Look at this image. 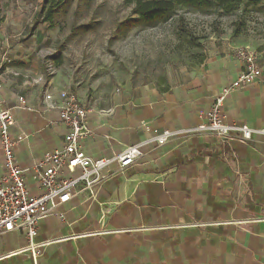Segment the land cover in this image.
<instances>
[{"label": "crops", "instance_id": "crops-1", "mask_svg": "<svg viewBox=\"0 0 264 264\" xmlns=\"http://www.w3.org/2000/svg\"><path fill=\"white\" fill-rule=\"evenodd\" d=\"M41 3L0 0V110L11 112V132L23 136L15 161L31 193H39L35 163L61 147L66 132L57 111L42 106L46 94L58 101L61 89L34 54L45 42L35 20ZM236 37L211 39L200 63L168 74L164 91L146 80L88 101L83 153L110 159L140 145L141 158L123 170L109 165L89 189L80 185L59 209L62 220L38 223L35 247L22 232L0 233V264H264V46ZM240 46L254 51L261 76L227 96L224 123L256 132L247 141L195 133L158 145L164 131L205 124L217 91L240 72L231 53ZM3 164L0 149V177Z\"/></svg>", "mask_w": 264, "mask_h": 264}, {"label": "rangeland", "instance_id": "rangeland-1", "mask_svg": "<svg viewBox=\"0 0 264 264\" xmlns=\"http://www.w3.org/2000/svg\"><path fill=\"white\" fill-rule=\"evenodd\" d=\"M257 7L248 4L229 16L179 11L166 24L139 29L124 24L134 18L124 0H64L51 23L37 18V28L46 33L42 47L54 56L60 89L69 87L80 101L92 102L125 83L163 84L170 72L195 65L211 39L234 29L241 32L239 41L264 46V0ZM180 18L194 42L178 31Z\"/></svg>", "mask_w": 264, "mask_h": 264}, {"label": "built area", "instance_id": "built-area-1", "mask_svg": "<svg viewBox=\"0 0 264 264\" xmlns=\"http://www.w3.org/2000/svg\"><path fill=\"white\" fill-rule=\"evenodd\" d=\"M231 53L241 63L240 72L230 85L217 91L206 114L205 124L196 129L164 131L155 138L158 145L174 136H191L195 133L212 134L221 143L227 142L236 134L240 140L247 141L256 132L247 127L228 126L224 123L222 108L227 96L250 87L261 76L255 53L250 47H236ZM34 54L43 62L47 75L54 76L56 70L52 53L42 47ZM4 61L8 62L6 59ZM18 102L27 110L31 109L23 98L19 97ZM42 106L46 111H57L58 120L66 132L62 146L44 153L34 165L39 193L29 191L25 170L15 161V149L23 141V136L12 134L13 115L8 109L0 110V149L4 157V173L0 177V233L22 232L31 248L35 247L33 240L37 234L38 223L50 216L62 220L63 215L59 209L79 194L80 185H83V189H89L92 180L96 181L98 173L109 165L115 163L123 170L131 167L142 156L140 145L126 147L110 159L94 160L86 156L80 143L90 135L87 128L88 103L77 99L69 87L61 90L58 101L46 94Z\"/></svg>", "mask_w": 264, "mask_h": 264}, {"label": "trees", "instance_id": "trees-1", "mask_svg": "<svg viewBox=\"0 0 264 264\" xmlns=\"http://www.w3.org/2000/svg\"><path fill=\"white\" fill-rule=\"evenodd\" d=\"M64 2V0H42L40 11L36 13L35 20L42 17L43 23H51L55 10ZM260 0H124L126 6L133 7L134 18L125 22L130 27L139 29H154L163 24L168 23L177 17L179 11H188L199 14H216L218 16H229L237 13L241 8L251 4L254 9L260 10L257 6ZM1 14V7H0ZM1 21V16H0ZM178 26V31L185 34L191 42L195 39L191 35H186L183 27V20ZM239 29L232 31V36L240 35ZM199 46V45H198ZM199 48V47H198ZM196 64L204 59V55H200ZM165 81L163 84L157 85L159 91H164Z\"/></svg>", "mask_w": 264, "mask_h": 264}]
</instances>
